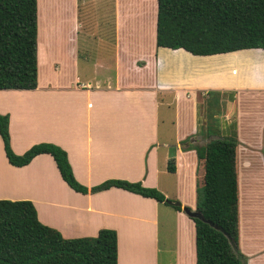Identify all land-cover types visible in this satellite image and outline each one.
<instances>
[{"label":"crops","instance_id":"0c3cea01","mask_svg":"<svg viewBox=\"0 0 264 264\" xmlns=\"http://www.w3.org/2000/svg\"><path fill=\"white\" fill-rule=\"evenodd\" d=\"M81 1L49 0L53 10L45 24L38 0V87L0 90V114L10 117L15 153L42 142L62 147L90 191L71 188L49 154L12 165L0 135V200H31L40 220L65 238L117 231L118 264H161L165 255L170 264H196V224L183 207L197 210L204 168L197 151L186 149L201 139L199 103L209 90L222 89L221 71L234 103L240 96L257 100L264 95V66L241 76L220 70L216 55L159 47L158 9L150 21L122 11V0L110 14L97 17L91 10L92 27L82 18ZM241 51L264 49L235 52ZM186 104L191 123L181 131ZM172 106L176 121L167 112ZM225 116L220 136L237 132L239 139L241 106ZM243 145L237 148L239 249L247 264H264V145ZM171 159L175 172L168 168ZM110 180L157 188L168 201L179 200L182 210L120 187L91 191Z\"/></svg>","mask_w":264,"mask_h":264},{"label":"trees","instance_id":"16d2710c","mask_svg":"<svg viewBox=\"0 0 264 264\" xmlns=\"http://www.w3.org/2000/svg\"><path fill=\"white\" fill-rule=\"evenodd\" d=\"M40 4L45 21L53 9L49 0H40ZM157 45L200 56L264 49V0H158ZM37 48L38 0H0V90L38 87ZM211 93L206 92L207 98ZM0 135L12 165L23 167L36 156L49 154L71 188L89 193L76 179L62 147L42 142L24 154L15 153L7 114H0ZM208 136L203 144L194 143L193 138L186 148L197 151L205 169L197 207L204 219L192 217L196 264H247L239 249L237 132ZM168 168L176 171L175 159ZM114 186L169 203L165 194L141 182L110 180L91 191ZM172 205L182 210L181 204ZM118 249L113 229H102L96 237L65 238L40 220L31 200H0V264H118Z\"/></svg>","mask_w":264,"mask_h":264},{"label":"rangeland","instance_id":"374dc122","mask_svg":"<svg viewBox=\"0 0 264 264\" xmlns=\"http://www.w3.org/2000/svg\"><path fill=\"white\" fill-rule=\"evenodd\" d=\"M81 4L82 14L85 15V17L82 16V18L83 20L85 19L89 25H91V22H89V14L92 11H94V14L97 17H99L100 15L110 14L111 9L113 7H116V0H82ZM121 8L122 11L125 12L131 10L138 12L140 15L146 14L148 16L147 19L151 21V19H154L153 17L155 16V12L158 9V0H122ZM48 14L51 15V13ZM50 15H47L48 17L45 19V24ZM91 26L93 27V25ZM233 70L235 74L248 76L250 73H257L262 69L258 67H251L238 68ZM225 76L226 71L219 72L217 76V83L221 84L222 89L209 90L212 91L211 97H206L204 101L201 100L202 102L199 103V119L201 123V127L199 129V131L201 132L199 133V135H201V139L199 141L201 142H199L198 144H203L205 143V141H208L209 138H211L208 135H223V127L226 124L225 114L231 113L233 107H236L237 110H240L241 106V113L243 112V116H245V118L240 128L242 130L239 134L240 140L238 139L240 146L242 147L244 146V143L247 144L249 142L252 143L251 146L264 145V95H257L258 98L254 101H245L240 96L239 100L234 103L230 98L231 94H229V92L226 90L230 87V85L229 83L225 82ZM231 80V84H235L236 81H233V77L231 78ZM260 97H263V99H260ZM173 109V106L169 109L167 108V112L169 113V117L173 118V121H176V112H174ZM164 112H166L165 109ZM188 113L191 114L189 105L186 104L183 113V120L181 122V131L184 129V127H188L191 123L190 115L189 117L185 116ZM234 117V114H232L228 117V119L232 121ZM177 123L179 122L177 121ZM227 124L231 125L230 122H227ZM204 170L205 169L203 168L199 172L200 175L198 177L199 181L197 185V202L199 201V191L203 187ZM176 202H179V200H176ZM162 260L163 261L161 264H170V259H168L166 255Z\"/></svg>","mask_w":264,"mask_h":264},{"label":"bare ground","instance_id":"6f19581e","mask_svg":"<svg viewBox=\"0 0 264 264\" xmlns=\"http://www.w3.org/2000/svg\"><path fill=\"white\" fill-rule=\"evenodd\" d=\"M219 69L260 68L264 66V52L241 51L213 56Z\"/></svg>","mask_w":264,"mask_h":264},{"label":"water","instance_id":"95a60500","mask_svg":"<svg viewBox=\"0 0 264 264\" xmlns=\"http://www.w3.org/2000/svg\"><path fill=\"white\" fill-rule=\"evenodd\" d=\"M169 203L172 204H181L180 202H175V201H168ZM183 209L185 210V212L190 215L191 217H200L202 219H204L203 215L201 214L200 211L198 210H191L189 207H183Z\"/></svg>","mask_w":264,"mask_h":264}]
</instances>
